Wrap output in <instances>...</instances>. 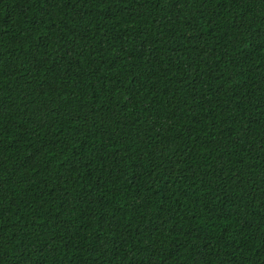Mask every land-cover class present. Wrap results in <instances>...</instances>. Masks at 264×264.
<instances>
[{
    "label": "trees",
    "instance_id": "1",
    "mask_svg": "<svg viewBox=\"0 0 264 264\" xmlns=\"http://www.w3.org/2000/svg\"><path fill=\"white\" fill-rule=\"evenodd\" d=\"M0 264H264V0H0Z\"/></svg>",
    "mask_w": 264,
    "mask_h": 264
}]
</instances>
